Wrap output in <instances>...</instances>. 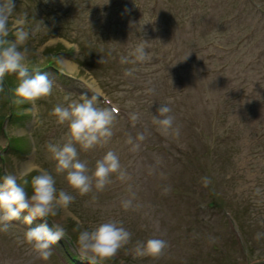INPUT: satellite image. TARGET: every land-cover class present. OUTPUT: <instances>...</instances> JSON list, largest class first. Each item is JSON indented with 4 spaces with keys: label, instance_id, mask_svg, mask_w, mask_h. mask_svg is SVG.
Instances as JSON below:
<instances>
[{
    "label": "rangeland",
    "instance_id": "obj_1",
    "mask_svg": "<svg viewBox=\"0 0 264 264\" xmlns=\"http://www.w3.org/2000/svg\"><path fill=\"white\" fill-rule=\"evenodd\" d=\"M111 1L14 0L6 39L14 41L18 29L27 31L26 41L18 45L21 51L28 49L26 67L33 75L47 72L54 83L51 95L21 104L13 102L17 74L7 77L9 91L0 85V183L6 174L18 181L39 175L36 170L47 172L57 195L64 190L74 200L58 206L55 216L30 225L22 211L8 231L0 232V264H64L69 253L76 264H89L81 258L79 231L111 220L120 222L131 239L102 264H264V0H252L261 7L252 38L238 53L214 58L213 72L208 64L206 76L184 63L196 54L198 42L212 34L194 40L198 33L191 36L182 19L187 11L183 0ZM234 2H225L226 13L236 10ZM222 11L218 0H200L199 9H193L199 27L216 22ZM152 15L175 35L156 31ZM245 17L244 12L232 26L216 22L217 31L224 33L219 41L232 42L246 28ZM17 20L23 23L16 25ZM140 43L150 59L121 63L122 56L134 59L129 53ZM219 61L227 65H216ZM176 84L183 92H177ZM241 85L248 99L239 101L234 93ZM204 86L218 113L213 126L202 103ZM85 95L96 97L97 108L110 109L98 99L105 97L118 114L106 143L88 150L76 144L78 158L91 176L96 161L113 151L124 178L112 173L103 190L95 188L93 179L92 190L81 195L66 172L56 171L47 144L62 143L68 132L67 124L57 122L54 107L82 103ZM160 105H167L174 117L167 133L153 122ZM30 186L24 187L29 196ZM126 200L131 201L128 209L122 203ZM44 220L65 230L47 260L24 239L29 228ZM149 238L167 242L162 254L136 257L137 241Z\"/></svg>",
    "mask_w": 264,
    "mask_h": 264
},
{
    "label": "clouds",
    "instance_id": "obj_2",
    "mask_svg": "<svg viewBox=\"0 0 264 264\" xmlns=\"http://www.w3.org/2000/svg\"><path fill=\"white\" fill-rule=\"evenodd\" d=\"M14 11V0H0V81H3L6 74L18 75L19 83L14 89L13 102L21 104L51 95L54 81L47 72L36 70L33 75L26 67L28 49L24 48L21 51L18 45L26 41L29 35L27 31L18 29L14 41L6 39L9 34L8 23ZM146 22L149 21L144 23ZM15 23L20 25L23 21L17 20ZM129 56L134 59L129 61L128 57L122 56L121 63L144 62L150 59L144 43L138 44ZM125 74L131 75L132 70H126ZM95 99V96L88 98L85 95L82 103L73 101L67 107L56 105L52 112L59 124H67L68 132L62 143L47 144L51 158L56 161V171L66 172L68 183L81 195L92 190L93 179H95V188L103 190L105 185L110 183L109 177L112 173L119 172L120 178H124L119 158L113 151H108L96 161L91 176L88 174L87 163L78 158L76 144H79L83 150H88L101 141L106 143L112 136L111 125L118 110L97 108L94 104ZM170 112L171 109L167 105H160L157 109L158 115L153 116V122L164 133L173 127L174 117ZM176 131L178 134V129ZM139 139L142 140L143 136L140 135ZM208 182L205 178V185ZM31 188L32 194L29 196L24 187L17 183L15 175L4 176L3 182L0 183V232L8 231L11 221L18 220L22 211L27 212L24 223L30 225L34 219L55 216L58 206L67 207L74 200V197L64 190H59L57 195L55 180L47 172L33 176ZM122 203L125 209L131 206V201L126 200ZM62 237H65L63 227L59 225L49 227L47 220H44L37 227L29 228L24 239L43 259L47 260L51 255V246ZM130 239L131 233L120 222L115 220L102 222L92 230L79 231L78 245L81 258L86 259L89 264H102L103 261L115 257L118 250ZM166 246L167 242L158 238L137 241L135 256L157 257L162 254Z\"/></svg>",
    "mask_w": 264,
    "mask_h": 264
},
{
    "label": "trees",
    "instance_id": "obj_3",
    "mask_svg": "<svg viewBox=\"0 0 264 264\" xmlns=\"http://www.w3.org/2000/svg\"><path fill=\"white\" fill-rule=\"evenodd\" d=\"M7 77H8V79H11V76L9 74H6L5 77L3 78V81H0V83L6 84V88H9V87H12V85H10L9 82L7 81ZM13 96H14V94H13ZM17 182L23 187H26V185L27 186L31 185V180L28 177H26L24 179H20ZM62 245L65 246L64 244H62ZM71 256H73V255H71ZM69 259H70V257H69Z\"/></svg>",
    "mask_w": 264,
    "mask_h": 264
}]
</instances>
